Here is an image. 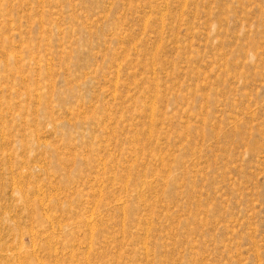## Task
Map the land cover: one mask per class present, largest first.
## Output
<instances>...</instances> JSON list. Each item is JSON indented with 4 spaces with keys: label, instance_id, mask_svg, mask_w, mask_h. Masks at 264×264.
Returning a JSON list of instances; mask_svg holds the SVG:
<instances>
[{
    "label": "rangeland",
    "instance_id": "obj_1",
    "mask_svg": "<svg viewBox=\"0 0 264 264\" xmlns=\"http://www.w3.org/2000/svg\"><path fill=\"white\" fill-rule=\"evenodd\" d=\"M0 264H264V0H0Z\"/></svg>",
    "mask_w": 264,
    "mask_h": 264
},
{
    "label": "bare ground",
    "instance_id": "obj_2",
    "mask_svg": "<svg viewBox=\"0 0 264 264\" xmlns=\"http://www.w3.org/2000/svg\"><path fill=\"white\" fill-rule=\"evenodd\" d=\"M162 19H163V18H162ZM164 19H165V18H164ZM40 20H41V19H40ZM147 22H148V21H147ZM162 22H163V21H162ZM144 27H145V26H144ZM163 27H164V26H163ZM175 40H176V39H175ZM10 55H11V54H10ZM12 57H13V56H12ZM16 57H17V56H16ZM154 94H155V93H154ZM151 95H152V94H151ZM33 96H34V95H33ZM154 99H155V98H154ZM154 104H155V103H154ZM152 109H153V108H152ZM154 109H155V107H154ZM154 111H155V110H154ZM150 116H151V115H150ZM104 169H105V168H104ZM128 180H129V179H128ZM94 181H95V180H94ZM153 181H154V180H153ZM102 182H104V181H102ZM102 182H101V183H102ZM101 183H100V184H101ZM127 183H128V182H127ZM126 185H127V184H126ZM119 188H120V187H119ZM120 203H121V202H120ZM120 203H119V204H120ZM97 204H98V203H97ZM123 218H124V217H123ZM124 219H125V218H124ZM93 220H94V219H93ZM89 221H90V223L92 222L91 219H89ZM89 221L87 220V222H89ZM122 225H123V224H122ZM93 226H94V225H93ZM91 227H92V226H91ZM61 228H62V227H61ZM93 228H94V227H93ZM93 233H94V232H93ZM93 233H92V235H93ZM92 238H93V237H92ZM90 243H92V242H90ZM144 243H145V242H144ZM146 243H147V242H146ZM90 247H91V246H90ZM90 247H89V248H90ZM145 248H146V247H145ZM87 257H89V256H87ZM88 261H89V260H88ZM88 261H87V262H88Z\"/></svg>",
    "mask_w": 264,
    "mask_h": 264
}]
</instances>
